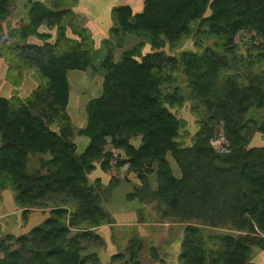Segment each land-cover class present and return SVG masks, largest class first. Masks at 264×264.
<instances>
[{"label": "trees", "instance_id": "trees-1", "mask_svg": "<svg viewBox=\"0 0 264 264\" xmlns=\"http://www.w3.org/2000/svg\"><path fill=\"white\" fill-rule=\"evenodd\" d=\"M15 1L0 0V24L8 22ZM47 2L30 1L26 23L12 28L10 45L0 44L7 77L14 70V82H20L29 69L38 84L24 99L0 97V192L15 193L24 219L34 208L53 206L28 234L16 241L14 236L0 239V264H102L85 252L102 244L95 230L110 225L111 218L87 175L95 163L103 171L110 168L109 147L124 156L116 167L127 166L141 183L130 200H155L163 218L191 223L182 264H249L250 244L264 249V145L249 146L251 133L264 135V0H144L136 14L127 5L113 8L105 55L98 63L104 71L102 93L86 104V125L76 133L88 139L80 155L66 112L67 73L92 64L94 41L74 22L76 0ZM41 27L47 32L40 33ZM128 35L139 42L116 61L115 52ZM244 35L249 46L240 56L236 39ZM31 37L42 44L28 43ZM2 38L0 26V43ZM189 40L194 51L166 53ZM146 42L150 52L143 55ZM252 51L258 52L254 58ZM257 66L263 70L256 73ZM240 71L251 81L240 83L235 73ZM177 76L183 77L187 95ZM219 85L225 98L216 105L209 97ZM186 100L203 111L190 146L181 141L183 121L170 111ZM220 123L227 144L216 151L212 140ZM33 156H48L40 166L46 174L30 172ZM152 174L155 190L148 180ZM198 225L238 235L210 237L219 242L213 249ZM140 245L132 239L127 249L134 264Z\"/></svg>", "mask_w": 264, "mask_h": 264}, {"label": "rangeland", "instance_id": "rangeland-1", "mask_svg": "<svg viewBox=\"0 0 264 264\" xmlns=\"http://www.w3.org/2000/svg\"><path fill=\"white\" fill-rule=\"evenodd\" d=\"M30 1L33 0H16L12 9L8 22L0 24L3 38L0 44L10 45L12 43L9 37L12 28H17L26 23V12L30 8ZM82 4L89 5L91 0H81ZM93 5H99L103 11L107 12L110 6H120V0H93ZM143 0H131V6L139 11L142 8ZM108 4H111L107 6ZM91 5H89L90 7ZM104 6V7H103ZM82 16L77 22L79 26L90 25L88 23L89 17L94 18L93 13L102 14L98 11L82 7ZM90 10V11H88ZM80 11V9H79ZM81 12V11H80ZM104 12V13H105ZM209 13V12H208ZM97 17V16H96ZM112 24L111 16L108 17ZM76 19V18H75ZM96 19V18H94ZM106 19V17H105ZM94 21L97 30L94 28V39L97 42L95 45L94 61L84 71H70L67 73V80L70 87L69 91V103L66 109L68 116L70 117L71 124L74 131V144L76 145V155H80L88 144V139L83 136H77V131L82 129L86 125L87 115L85 111L86 104L94 99L98 98L102 93V80L104 77V71L99 69L97 64L98 59L101 55L103 38L102 35L106 34L108 27L110 26L108 21L105 26H101L98 29V24L102 22ZM104 25V24H102ZM45 28H41L40 32L45 31ZM47 31V30H46ZM52 40L55 38V31H51ZM67 35L72 37L70 31H67ZM103 40V41H102ZM138 40L129 41L124 49L134 47ZM28 43H34L41 45L42 42L37 38H29ZM148 43V42H146ZM236 43L239 45V55L245 56L247 54L246 49L249 46V36L244 35L241 39L238 37ZM149 48V43L145 45V52ZM150 49V48H149ZM190 50L194 51L192 41H186L181 49L175 52L166 53L168 55L178 54L182 51ZM104 51V49H103ZM121 51V50H120ZM120 51L117 50L115 53V60H119ZM150 51V50H149ZM257 51H252L251 55L253 58L257 54ZM7 65L3 58H0V97L12 98L17 96L21 99L28 97L31 92L37 87V79L33 75V71L29 69L23 70L22 78L20 82L16 79L17 72L11 71L9 78L7 77ZM255 68V72L258 73L263 69ZM238 81L242 84H247L250 79H246L241 76L240 72ZM183 77L177 76L176 84H180L184 90L185 95L188 94L187 88L180 82ZM223 83V80H221ZM174 86H176L174 84ZM210 100L219 105L225 98V92L222 90L221 85L217 87V90L210 95ZM170 111L180 120L183 121V128L180 130L181 141L184 146H190L191 140L195 133L199 130V114H202V110H195L194 104L190 100H186L183 106L175 107ZM55 129V128H53ZM187 132V133H186ZM186 133V134H185ZM135 146L139 145L138 140L132 141ZM226 140L223 137L222 124L216 126L214 131V137L212 145L216 151H223L226 147ZM264 145V135L258 133H251L249 138L250 147H261ZM110 152L113 154V158L110 162V168L107 171H103L100 168L99 163H95V169L87 175L88 184L95 188L98 192L99 201L102 209L111 218V223L103 224L100 228L95 230L102 241L101 245H91L87 248L85 255L94 254L100 263L102 264H134L129 260V249L130 243L133 240L140 242V251L137 252L138 264H182L180 256L183 253V239L185 235V229L191 223L179 222L175 220H167L163 218L157 206V201L151 202H138L130 200L129 195L133 194L135 190L141 187V183L136 178V174L128 171L127 166L116 167V160L118 163L124 159L121 152L113 150L109 147ZM117 157V158H116ZM172 171L176 177L180 176V171L171 159L167 157ZM48 156H33L30 158V164L28 166L31 173L46 174L45 169H41V160L46 161ZM149 184L152 190L157 187L156 176L152 174L148 178ZM15 193L11 189H6L0 192V239H6L8 236H14L15 241L22 235L28 234L31 229L38 226L49 213L50 208L53 206L49 205L50 208H34L29 211L26 218H23L22 210L15 204L14 201ZM194 224V223H192ZM196 225V224H194ZM199 230L207 243V246L213 249L218 247V241H212L210 237L219 235H231L237 237V233L229 230L228 228H211L207 226L198 225ZM217 244V245H216ZM13 248L17 247L14 241H12ZM216 245V246H215ZM251 252L249 255V262L253 264L264 263V250H260L256 245L250 244Z\"/></svg>", "mask_w": 264, "mask_h": 264}, {"label": "crops", "instance_id": "crops-1", "mask_svg": "<svg viewBox=\"0 0 264 264\" xmlns=\"http://www.w3.org/2000/svg\"><path fill=\"white\" fill-rule=\"evenodd\" d=\"M33 1H39V2H41V3H43L44 5H46V6H48V2H47V0H33ZM77 1V3H76V5L74 6V7H72L71 8V10L75 13V15H76V19H74V20H76V21H78V19L80 18V16H82V12H83V10H82V7H84L85 8V10H86V8H91V9H94V10H96V11H98V9L100 10V8L99 7H101V6H99L98 4L97 5H93V0H91V4H89V5H91L90 7H89V5H86V4H82V1L81 0H76ZM122 2V3H121ZM120 3H121V5H127V6H129L130 7V9L132 10V13L133 14H136V13H140V12H142V10H143V4H142V8H139V11H137V10H135L132 6H131V0H120ZM143 3H144V0H143ZM109 5H111V4H108L107 6H109ZM120 5V6H121ZM104 7V6H103ZM116 6H114V4H112V6H110L108 9V11L107 12H105V11H103L104 10V8L103 9H101L100 11H98V13L99 12H102V14H104V15H100V14H96V13H93L92 14V16L94 15V18H98V21H100V22H102V24H104V25H102V24H98V29H101L100 28V25L103 27V26H105L106 25V22L109 20V16H111L112 15V9L113 8H115ZM118 7V6H117ZM79 9H80V11H79ZM27 11H28V9H27ZM88 11H90V10H88ZM105 12V13H104ZM209 11H207L206 12V16H208L209 14H210V12L208 13ZM11 15H12V13H11ZM97 16V17H96ZM84 16H82V18H83ZM105 17H106V19H105ZM94 18H92V17H89V20H88V23L89 22H91V24H92V26H93V28L90 26V25H87V27H86V25H84V27H81V26H79L78 25V23L77 22H75L79 27H81V28H84L86 31H88V33L91 35V38L93 39V41H94V44H93V46H92V62L94 61V58H93V56H94V53H93V51H94V49H95V45H97V42H95V39H94V28L97 30V26H95V25H97V24H95L94 23V21H97L96 19H94ZM26 19H27V12H26ZM81 19V18H80ZM108 23H109V27H108V29H107V32H106V34H103L102 35V38H103V43L105 42V40L108 38V32H109V29L111 28V26H112V24L110 23V21H108ZM41 28H45V27H41ZM41 28L39 29V30H41ZM46 29V28H45ZM40 32V31H39ZM42 32H47L46 30L45 31H42ZM41 33V32H40ZM72 36V35H71ZM32 38V37H31ZM35 38V37H34ZM71 38H74L73 36L71 37ZM133 39L134 40H138V42H139V39L137 38V37H135V36H130V35H128L127 36V38H126V42H125V45H124V47L122 48V49H119V51H120V54L122 53V52H124V51H127V50H131L133 47H129L128 49H124L126 46H127V43L129 42V41H133ZM136 42V41H135ZM138 42H136V44L138 43ZM103 43H102V50H101V55H100V58L98 59V62H97V64L99 63V61L101 60V58L105 55V49H104V47H103ZM146 44H148V43H146ZM128 47V46H127ZM149 48H150V45H149ZM148 48V50L145 52V47H144V49L142 50V54L144 55V54H146V53H148V52H150L149 49ZM103 49H104V51H103ZM116 53V52H115ZM116 57V56H115ZM75 71H79V72H82L83 70H75ZM69 103V102H68ZM100 228V227H99ZM98 228V229H99ZM97 229V230H98ZM259 248V247H258ZM260 249V248H259ZM260 250H264V249H260ZM251 252V251H250ZM250 255V254H249ZM249 257V256H248ZM248 263L249 264H253V263H251V262H249V258H248ZM264 264V263H263Z\"/></svg>", "mask_w": 264, "mask_h": 264}]
</instances>
